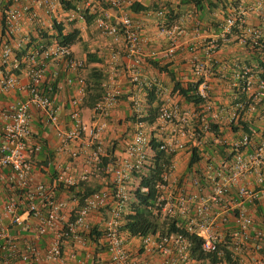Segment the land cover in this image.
Here are the masks:
<instances>
[{"label": "built area", "instance_id": "2783aa9c", "mask_svg": "<svg viewBox=\"0 0 264 264\" xmlns=\"http://www.w3.org/2000/svg\"><path fill=\"white\" fill-rule=\"evenodd\" d=\"M7 5L3 12L4 36L0 41V61L6 71L0 75V89L26 90L28 98L11 107L0 108V119L7 122L2 131L0 143V173L8 169L6 191L0 196V264H64L62 254L63 240L72 241L78 247H85L87 236L92 231L88 217L94 213L103 215V241L111 264H132L121 235V212L130 202L128 183L134 172H143L150 167L148 160L151 147L150 136L143 128V109L140 99L133 98L132 106L136 116V126L125 143V157L117 163L103 167L112 187L101 188L84 196L83 204L71 218L64 212L65 201L55 197L47 184L32 181V162L27 156V142L31 136L30 108H38L45 121H58L57 106L52 92L61 88L58 79L63 75L65 84L76 83L77 95L69 101V115L72 127L64 133L63 141L76 138L86 133L90 139L96 138L104 129L105 123L87 126L81 118L80 104L87 95L86 80L80 75L85 68L83 60L73 54L71 43H60L54 35V22L61 23L57 12L64 13L67 22H86L85 13L96 0H5ZM102 3L121 10L116 23H111L106 16L94 18V25L102 35H121L127 43L131 54L140 51L143 42L138 27L130 15L122 9L127 6L126 0H102ZM71 8H65V5ZM42 10L43 17H52L49 26L51 33L43 31L45 21L37 12ZM158 16H164V10H158ZM39 24L40 41L32 45L25 54L20 40L13 38L19 29V21L24 15ZM253 18L257 22H253ZM62 24V23H61ZM200 23L195 21L198 29ZM179 28L173 24L170 29L161 28L163 34H171ZM48 38H42L44 35ZM236 39L242 44L264 47V0H250L230 5L222 18V24L216 36L211 37L205 46L204 57L193 55L191 58L195 81L202 79L195 90L203 100L197 111L191 104L189 113L183 114L177 104L162 103L159 116L153 128L170 127L169 133L158 136L161 139L160 149L173 153L170 163L162 173L159 184L160 195L158 208L154 213L163 219L175 220V226L184 232H165L163 235H149L142 238L148 251H156L162 256L160 264H188L191 257V241L188 235L201 238V248L207 253H214L213 264H264V130L255 138L254 132L243 130L239 137L231 140L216 135L210 130L209 119L218 125L221 112H227V122L238 121L239 111L246 107L248 112L258 113L264 120V69L259 75L249 65L235 67L233 76L240 80L245 78L242 90H249L255 84L256 103L236 101L231 111L225 107H215L210 95V61L212 54L221 43ZM13 41V42H11ZM29 41V40H28ZM27 41V42H28ZM220 43V45H219ZM173 48L168 50L172 54ZM116 55L112 56V60ZM54 61L60 67L51 73L53 82L43 85L46 61ZM139 62L134 59V65ZM27 75V83L20 85L17 71L22 68ZM133 83H141L137 68L131 70ZM76 73L71 76L69 73ZM256 77V78H255ZM151 88L152 83H148ZM92 108L102 113L114 104L122 94L117 85L107 86ZM220 145L223 150H204V147ZM198 147L200 159L184 175L176 176L175 155L177 151L191 150ZM35 150L40 148L35 144ZM93 152L95 163L100 162L101 148ZM89 172L82 173L76 180L59 176L57 181L68 186L86 181ZM75 206L76 196H71ZM253 209V210H251ZM25 215L38 219L36 234L41 236L52 233L53 239L46 248L41 249L37 243L22 239L12 233V229L27 231L29 224ZM258 219V220H257ZM73 255L75 253L73 252ZM228 255V258H227ZM252 260V261H251ZM209 262V261H207ZM77 264H86L77 260Z\"/></svg>", "mask_w": 264, "mask_h": 264}, {"label": "crops", "instance_id": "0c3cea01", "mask_svg": "<svg viewBox=\"0 0 264 264\" xmlns=\"http://www.w3.org/2000/svg\"><path fill=\"white\" fill-rule=\"evenodd\" d=\"M25 2V0H21ZM128 2L122 11L130 15L133 23L138 27L139 34L143 39L140 45V51L137 54H131L127 50V43L124 38L119 34L116 37H108L107 47H103V50H95L85 48L84 54L80 51L74 50V46L78 43L87 41L88 43H93L98 37V30L94 25V18L98 16H106V19L111 23H116L121 10L116 8L102 6L101 3L96 0L90 8V14L94 15V18L90 23L86 22H67L64 19V13L58 11L57 17L60 18L62 25H64L66 31H71L72 29H78L80 32V40L72 46L73 54L76 58L83 60L85 63V68L81 71L85 80L87 79V74L89 69L92 67H97L102 70L104 80L103 83L107 86L117 85L121 88L122 94L118 100L108 106L104 112L98 113L94 112L92 108H89L85 103L87 102V95L80 104L81 118L82 121L87 125H96L101 122L105 123L104 129L96 138L90 139L86 133H80L76 138L63 141L64 133L69 131L72 127L69 110V101L72 97L77 95V85L72 83L70 85L65 84L63 81V75L58 79L61 88H56L52 92L53 99L57 106L58 121L56 123H49L45 121L41 111L32 106L30 108V130L31 136L27 142L26 153L30 161L32 162V181L34 183H44L47 184L53 190L56 198L65 201L64 212L66 214H71L75 207L73 200L71 199L72 194L67 193V191H55V187L60 183L68 186L64 182H58L57 179L61 175L64 178L77 179L82 173L89 172L87 175L86 182L87 185L92 187L99 185L100 188L112 187L109 179V174H107L103 169L106 165H112L118 162L119 159L125 157L124 147L125 143L130 137L131 131L136 126V114L132 106V99H140L142 104V109L145 111L146 99H147V89L148 83H152L153 86L157 87L158 95L163 103L168 105L177 104L182 111L186 108V112L189 113L192 109L191 104L185 103L180 97L170 96L171 83L169 79L160 73L156 68L151 66L150 60L157 58L162 61V63H170V67L174 69L177 75L184 81L188 79H195L191 58L193 55H198L203 58L205 54V46L207 41L211 37L216 36L219 32L222 18L221 12L225 13L226 9L230 5H236L239 2H248L250 0H223V5L214 9L212 12L205 7L201 12L205 20L199 22L200 25L198 29L195 27L193 6L180 4V0H126ZM139 2L142 5H149L155 3L159 6L158 10H164V16H158L157 11H147V12H133L130 10L129 5L132 2ZM6 1L0 0V41L4 36V24H3V12L6 8ZM104 5V4H103ZM222 6H226L225 10H222ZM172 10L173 14H178V18L174 19L171 25H164L166 22L169 23V19L166 14ZM189 12L187 15L186 12ZM37 12L42 16V10L37 7ZM98 12V13H97ZM200 12V13H201ZM220 12L219 25H212L210 23L211 16ZM43 17V16H42ZM208 18V19H207ZM45 24L43 31L51 33L52 30L49 27L52 23L53 16L43 17ZM253 22H257L256 18L252 19ZM173 24H178L179 28L172 32L171 34L161 33V28L170 29ZM39 24L30 20L28 15H24L19 21V29L13 41L20 40L22 43V48L25 45L28 46V51L31 49L32 45L39 42L41 39L39 37ZM29 40V41H28ZM11 41V42H13ZM28 41V42H27ZM86 45V43H84ZM200 46V47H199ZM173 48L172 54H168V50ZM95 54L101 59L100 63L87 61L86 54ZM108 54L111 55L108 58ZM109 55V56H110ZM116 55V59L113 61L112 56ZM212 57L216 58L222 64V70L224 73L229 72L230 80L223 84V88L218 86L210 80L211 85V99L215 104V107L221 108L225 107V110L231 111L233 109V104L236 101H245L258 103L256 98V86L250 88L249 90H242V87L238 84L239 80L235 79L233 73L235 67L238 65H249L252 67L253 71L259 75V69L254 64L251 53L246 48V46L236 39H231L227 42L221 43L219 48L213 52ZM138 58L139 62L134 65V59ZM24 63H22V68L18 70V79L20 85L27 83V75L23 70ZM60 67L54 61H46L45 71H44V82L43 85H50L53 80L51 73L54 69ZM137 68L139 72L141 83H133L130 79L131 70ZM6 71V67L1 64L0 61V75ZM71 76H75L76 73L70 72ZM256 78V77H255ZM221 89V91H218ZM220 92L221 99L215 97L214 93ZM223 95V96H222ZM243 96L246 98L242 100ZM28 95L26 90L12 89L4 91L0 89V108L11 107L16 105L18 102L27 100ZM218 99V101H216ZM177 101V102H176ZM182 102V103H178ZM257 106L260 108L259 104ZM144 114V113H143ZM186 114V113H184ZM227 112H221L219 115L220 130L224 132L221 136H225L227 139H235L240 136L243 128V121H251L254 123V127L250 128L248 132H254L255 138H258L259 133L264 130V120L260 119L258 113L248 112L246 107L239 111L238 121L234 123H228ZM241 121V122H240ZM7 121L0 119V143L2 142V131L4 125ZM145 125V123H144ZM153 128V125H150ZM237 126V131L233 130L232 127ZM155 130V129H153ZM164 130V129H162ZM161 129L157 130V136H163L166 133ZM115 142H119L114 150L113 155H111L107 150L113 147ZM39 144L40 148L35 150V144ZM102 144L106 145L104 149L101 147ZM220 146V145H219ZM100 147L102 152L101 157L106 159H112L108 162H100L97 164L93 160V152L96 148ZM221 147V146H220ZM204 150H218L216 146L204 147ZM186 150L177 151L175 155L176 169L174 174L176 176L184 175L187 172L188 160L190 157V152ZM150 154V153H149ZM8 169H5L0 173V196L3 197L6 191V184ZM138 182V179L132 175L128 183V191L131 195V189ZM253 210V209H251ZM26 221L29 224V229L27 231H18L17 229H12V233L18 235L22 239H29L37 243V245L44 249L53 239L52 233H47L44 235H37L36 228L39 220L31 215H25ZM258 220V219H257ZM88 222L92 227L94 224H103V215L100 213L91 214L88 217ZM260 225H264L259 218ZM125 248L129 253V257L132 264H160L162 261V256L156 251L146 250L142 238L129 237L125 233H121ZM99 246H96L89 237L87 236V244L85 247H78L72 241L63 240L62 242V256L64 259V264H77V260L82 259L86 264H111L109 260V255L106 249L99 251ZM73 252L75 255H73ZM252 261V260H251ZM49 264V263H46ZM188 264H212L207 261H197L192 260ZM248 264H255V261L249 262Z\"/></svg>", "mask_w": 264, "mask_h": 264}, {"label": "trees", "instance_id": "16d2710c", "mask_svg": "<svg viewBox=\"0 0 264 264\" xmlns=\"http://www.w3.org/2000/svg\"><path fill=\"white\" fill-rule=\"evenodd\" d=\"M102 6L106 8L110 7L108 5H103L102 0H98ZM223 0H180V4L191 5L194 10V20L202 22L205 20L203 17L202 10L205 7L212 12L214 9L218 8L220 5H223ZM226 6H222V10H225ZM65 8H71V5L66 4ZM129 8L133 12H147V11H156L159 6L155 3L149 5H142L139 2H132L129 5ZM201 12V13H200ZM98 13V12H97ZM225 13L221 12V17ZM169 23L166 22L164 25L169 27L174 19L178 18V14H173L172 10L166 14ZM94 15H88L85 13L86 23H90ZM208 19V18H207ZM211 19H208L213 25H219L221 20L219 17L211 16ZM55 33L52 35L60 43H71L74 44L80 40V32L78 29H72L71 31H66L64 25L61 23L54 22ZM50 36L44 35L42 38H48ZM220 45V43H219ZM28 46L25 45L20 51L19 55L25 54L28 51ZM246 48L251 53L253 59L255 60L254 64L258 67L259 70L264 69V47L250 46L245 44ZM200 47V46H199ZM216 51V50H215ZM87 61L100 63L101 59L98 58L95 54L87 53ZM139 60V59H138ZM151 66L156 68L160 73H163L170 81L172 87L170 90V96L180 97L185 103L193 104L197 111L200 109V104L203 100L196 94L195 90L197 85L201 82V78L198 80L188 79L182 80L176 73L174 69L170 67V63H162L161 60L154 58L150 60ZM222 64L214 57L210 61V75L209 79L214 82L217 87L220 86L223 88V84L230 80L229 72L224 73L222 70ZM19 72L17 71V74ZM103 80L104 76L102 70L97 67H92L89 69L86 79V90H87V102L85 103L89 108H93L94 104L100 97L103 91ZM245 78L239 80V85L242 87L244 85ZM147 99L144 115L141 118L142 122L147 125H153L160 112V107L163 101L158 95V90L156 86H152L147 89ZM246 98L243 96L242 100ZM209 119L210 130L213 131L216 135L221 136L224 132L218 128L216 123H213ZM241 122V121H240ZM254 123L251 121H243V128L245 131H249L250 128L254 127ZM233 130L237 131V126L232 127ZM156 130L150 131V140L149 145L151 147V153L148 156L150 161V167L148 170L143 172H134L133 176L138 179V182L131 189L130 202L125 206L121 212V233H125L129 237L143 238L149 235H163L165 232H175L181 231L184 232L183 228H178L175 226V220L170 219L160 220V217L154 213V209L158 208V197L160 195L159 184L162 180V173L165 171L166 167L172 159L173 153L167 152L163 149H160L161 139L156 135ZM119 142H115L113 147L108 148V152L113 155L115 148ZM216 148L221 151L222 147L219 145ZM101 161H111L112 159H106L105 157L100 158ZM200 159L198 153V147L194 146L190 150V157L188 160L187 168L191 166ZM100 188L99 185L94 187L87 185L86 182H79L77 185L65 186L63 183H60L55 187V191H67V193L76 196L78 200L77 206L74 207L71 213V218L78 212L79 208L83 204L84 196L92 193ZM89 239L99 246V251L106 249L103 241V227L102 225L96 223L92 226V231L88 235ZM189 240L191 241V257L197 261H209L210 263L216 262V256L214 253H207L201 248V238L196 235H188ZM228 258V255H227Z\"/></svg>", "mask_w": 264, "mask_h": 264}, {"label": "rangeland", "instance_id": "374dc122", "mask_svg": "<svg viewBox=\"0 0 264 264\" xmlns=\"http://www.w3.org/2000/svg\"><path fill=\"white\" fill-rule=\"evenodd\" d=\"M230 1H234V0H230ZM187 13V15L189 14V12L187 11L186 12ZM215 17H220V12L219 13H216L215 15H214ZM108 37H110V36H108V35H102L100 32H98V37H96V39H95V41L91 44V43H88L87 41H85V42H82V43H77L75 46H74V50L75 51H78L79 49H80V51L84 54V52H85V48L87 47V48H89V49H95V50H103V47H107V45L109 44L108 43ZM84 43H86V45L84 44ZM110 54H108L107 56H108V58L110 57V59H111V55L109 56ZM218 91H221V89H219ZM222 92V91H221ZM215 95V97H219V99H221V94H220V92H215L214 93ZM223 96V95H222ZM216 101H218V99H216ZM177 102V101H176ZM178 103H182V102H179L178 101ZM186 108H184V104H183V107H182V113L184 114V113H187L186 111ZM143 128H144V130H145V133H146V135L147 136H150V131L152 130V129H154V128H152L150 125H147V124H145L144 126H143ZM156 130V129H155ZM157 131V130H156ZM163 132H165V133H169V131H170V127H168V126H165V128H164V130H162ZM102 146L103 147H101L102 149H104V147L106 146V145H104V144H102ZM103 152V151H102ZM184 152H186V151H184Z\"/></svg>", "mask_w": 264, "mask_h": 264}]
</instances>
